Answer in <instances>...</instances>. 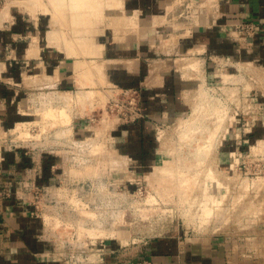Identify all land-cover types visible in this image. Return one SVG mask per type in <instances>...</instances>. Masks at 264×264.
Returning <instances> with one entry per match:
<instances>
[{
    "label": "rangeland",
    "instance_id": "obj_1",
    "mask_svg": "<svg viewBox=\"0 0 264 264\" xmlns=\"http://www.w3.org/2000/svg\"><path fill=\"white\" fill-rule=\"evenodd\" d=\"M18 1L0 0V15L4 14L0 23L14 20L17 12L30 23L41 17L48 43L75 62L76 86L69 89L74 93L49 88L47 81L35 86L36 78H28L20 109L24 116L0 128V159L5 149L23 148L37 161L54 162L52 183L38 187L29 179L26 185L39 192L34 202L56 236L62 260L66 264H108L111 257L119 256L125 262L145 243L168 235L193 240L218 236L231 255L263 253L264 71L255 63L247 69L243 62L223 60L216 65L208 59L228 82L223 84L221 78L207 73L197 50L174 55L179 28L177 33L158 32L160 51H172L173 73L197 84L181 89L180 98L186 105L182 113H162L150 120L147 125L152 134L142 138L136 130L143 117L141 94L126 92L107 79L98 43L102 33L110 35L112 29L115 35L125 33L124 24L104 10L107 1L112 4L114 0L95 7L96 12L101 9L100 16L96 13L95 21L84 24L88 30L85 48L79 46L84 41L75 42L72 36L79 24L72 27L63 22L65 18H60L63 26L59 24L52 1L42 0L44 5L40 0ZM35 1H40L38 10ZM170 1H174L169 9L178 27L200 22L212 12L213 0ZM57 29L56 43L49 38L53 40L50 32L55 35ZM68 36L75 48L65 47L70 43L66 44ZM49 109L52 113L47 115ZM61 109L69 116L61 114ZM20 122H24L22 130ZM211 132L216 134L209 143ZM195 137L205 150L192 144ZM162 147L174 149L171 161L181 168L182 161L187 162V173H198L193 189L185 191L179 181L155 172ZM199 159L204 161L200 167ZM211 176L219 188L224 187L222 197ZM205 187L210 188L212 198H205Z\"/></svg>",
    "mask_w": 264,
    "mask_h": 264
},
{
    "label": "crops",
    "instance_id": "obj_2",
    "mask_svg": "<svg viewBox=\"0 0 264 264\" xmlns=\"http://www.w3.org/2000/svg\"><path fill=\"white\" fill-rule=\"evenodd\" d=\"M117 2H121L122 12H106L124 24L125 33L115 35L112 29L110 35L102 33L98 43L107 79L141 94L143 117L136 123L140 126L136 130L142 138L152 134L147 125L150 120L162 113H182L186 105L180 98L181 89L197 84L194 79L180 78L173 73L172 51H160L158 32L177 33L179 28L172 46L177 51L174 55L197 50V59L206 63L211 77L216 67L208 59L214 57L255 63L264 71V37L258 36L252 44H247L225 28L244 21L264 24V0H213L210 15L205 14L200 22L191 25L184 22L179 27L169 9L174 1ZM14 16V20L0 23V128L5 129L12 120L20 121L24 116L20 109L29 88L27 80L36 78L35 86L47 81L46 86L56 91H70L76 86L75 62L65 51L48 43L43 19L38 17L30 23L20 12ZM85 44L82 42L79 46L85 48ZM32 158L27 150L16 148L5 149L0 159V264H66L60 257L63 255L52 228L34 202L39 192L26 185L29 179L38 187L52 183L54 162ZM145 261L151 264H264V252L255 256L231 255L218 236L193 240L168 235L145 243L125 262L116 256L108 264Z\"/></svg>",
    "mask_w": 264,
    "mask_h": 264
},
{
    "label": "bare ground",
    "instance_id": "obj_3",
    "mask_svg": "<svg viewBox=\"0 0 264 264\" xmlns=\"http://www.w3.org/2000/svg\"><path fill=\"white\" fill-rule=\"evenodd\" d=\"M16 1H18V0H16ZM31 1V0H30ZM33 1V0H32ZM41 1V2H40ZM40 1H38V2H40L42 5H44V3H42L43 1L42 0H40ZM50 1H52V3L54 4H52L51 2V5H52V7L54 8L53 10H56V12L55 11H53V13L55 12L56 14V16H54L55 18H62V19H64V21L62 20V19H60V20H58V18L56 19V20H58L59 22V24H61L62 25V23H60V21L62 20L63 22H66V23H70L71 25H72V27L74 26H77V25H75V24H79L78 26L79 27H81V28H79V27H76V29H74V31L72 32V33H74V35H72L73 37H74V39L76 40L75 42H77L78 40H79V42L81 41V39H84V42L87 40V38H88V30L87 29H84V28H86V27H84V24L85 23H87V24H90V21H91V19L92 20H94V15L97 13V16L99 17L100 16V14H101V9H99L98 10V12H96V8L95 7H99V8H101V7H103V5H102V2L103 1H107V0H50ZM112 1V0H111ZM11 2V1H10ZM23 2H24V0H23ZM22 2V4H24ZM36 3H37V9L36 10H38V2L37 1H35ZM93 2V3H92ZM110 2V1H109ZM17 3H19V1L17 2ZM27 3V2H26ZM25 3V6L26 7H28L27 6V4ZM36 3L34 4L33 3V6H35L36 5ZM14 5H16V2L15 3H13ZM30 4V3H29ZM31 4H32V2H31ZM40 4V5H41ZM46 4V3H45ZM20 5H21V2H20ZM25 6H24V8H25ZM31 6V5H30ZM29 6V7H30ZM31 7V11H33V9L36 7ZM55 6V7H54ZM106 6H108V8H106ZM44 7H46V5L44 6ZM44 7H42V12H43V8ZM48 8V7H47ZM112 8H114V9H112ZM108 10V11H110V10H114V11H116V12H118V13H120V12H122V4H121V2H117V0H114L113 1V3L111 4H108V1H107V5L105 4V8H104V10ZM35 10V9H34ZM47 10H49V9H47ZM51 10V9H50ZM49 10V11H50ZM31 11H30V13H31ZM40 11V10H39ZM46 11V10H45ZM49 11H46V12H49ZM36 12V11H35ZM52 12V11H51ZM34 13V12H33ZM37 13H38V11H37ZM1 14V13H0ZM32 14V13H31ZM4 15V14H3ZM2 15V16H3ZM88 15H91V18L88 16ZM1 16V15H0ZM0 17V19H2L3 17ZM54 19V18H53ZM90 19V20H89ZM68 21V22H67ZM95 21V20H94ZM64 25H65V23H63ZM60 25V26H61ZM63 26V25H62ZM66 26V25H65ZM57 27H59V26H57ZM51 28H56V26H54V27H51ZM51 30V29H50ZM59 29H57V31L56 30H54L55 31V35H52L51 33L52 32H50V36H53V40H52V37H50L49 39H51L50 41H55L56 42V40L55 39H58L57 41H59V37H60V35H58L57 34V32L59 33V31H58ZM129 29L127 28L126 29V32L128 31ZM131 32V31H130ZM60 34V33H59ZM70 34V33H69ZM68 34V35H69ZM59 36L58 38H56V36ZM69 37V36H68ZM67 37V38H68ZM71 37V36H70ZM70 37H69V40H70ZM72 37V38H73ZM74 40H72V42H73ZM67 42H70V43H68L69 45H70V47H72V48H75V47H73V46H71L72 45V42H71V40L70 41H66V44H67ZM75 42H73V44L75 43ZM57 43V42H56ZM69 45H66V46H69ZM196 62H194V64H195ZM197 64V63H196ZM78 67H79V65H78ZM77 67V68H78ZM79 69V68H78ZM80 73V72H79ZM77 74V77H78V75L80 76L81 75V73L80 74ZM82 76H83V74H82ZM79 79H80V77H78ZM79 79H78V81H79ZM82 79H84V77H82ZM81 80V79H80ZM82 83V82H81ZM83 83H84V81H83ZM65 92H72V93H74L73 91H65ZM60 112H61V114H63L64 116L66 115V116H69L68 115V113H67V110H65V109H61L60 110ZM51 114L52 113V110H50L49 109V111H47V115L48 114ZM67 119H68V117H67ZM21 123H23L24 124V122H20V127H18V128H21ZM19 125V124H18ZM23 128V127H22ZM22 128H21V130H22ZM211 134L212 135H210V137H209V143H211V141H212V139H213V137H214V135L216 134V133H214V132H211ZM202 136V135H201ZM199 137H200V135H199ZM193 142H195V143H192V144H194V145H197V146H199V148H206V146L203 144V142L202 141H199L198 142V138L197 137H195L194 138V141ZM162 148H164V149H162L160 152H159V154H158V160L156 161V163H155V165L153 166L154 168H155V172H158V174H162L163 176L165 175V176H170V177H172V178H174L175 180H177V181H179L180 182V186L181 187H183V188H185V191H189V190H191V189H193L194 188V186L198 183V173H195V174H189V173H187L186 172V170L184 169V165H186V161H182V163H181V165H182V168H181V166L178 164L177 165V162H173V161H171V157H172V152L174 151V149H172L171 147H167V148H165V147H162ZM205 150V149H204ZM202 155V154H201ZM180 156V155H179ZM180 158V157H179ZM178 158V159H179ZM173 160V159H172ZM180 161V160H179ZM202 162H204L202 159H199L198 160V166L200 167V164L202 163ZM123 164V163H122ZM116 165V164H115ZM119 166V165H118ZM117 166V167H118ZM202 166V165H201ZM120 168V167H119ZM122 168V167H121ZM211 179H212V181H214L215 183H214V185H216V187H214L215 188V190L217 191V189L219 190V194H220V197H222L223 196V194H224V187H221V188H219L218 186H217V184H218V181H217V179L214 177V176H211ZM205 189H207V191L206 192H204L205 193V198L206 197H208V198H212V196H211V194H208V191L210 190V188H206L205 187ZM214 190V191H215ZM206 200H208V199H206ZM219 200V199H218ZM215 201H217V200H215ZM209 209H211V208H207V210H209Z\"/></svg>",
    "mask_w": 264,
    "mask_h": 264
},
{
    "label": "built area",
    "instance_id": "obj_4",
    "mask_svg": "<svg viewBox=\"0 0 264 264\" xmlns=\"http://www.w3.org/2000/svg\"><path fill=\"white\" fill-rule=\"evenodd\" d=\"M5 22V20H4ZM226 30L233 34L236 38H238L240 41H243L247 44H252L254 39L258 36H263L264 37V24L261 23H256L253 21H244L241 23H236V24H232V25H228L226 26ZM240 35H242L241 37H239ZM212 60L216 63V65L218 63L223 64V60H227L229 62H231L230 59L228 58H224V57H214L212 58ZM233 64V63H231ZM240 64V63H237ZM242 64H246L248 67H246L247 69H249L250 65H253V63H242ZM227 65V64H226ZM244 69H246L245 67H243ZM215 77H219L221 78V83H228V82H224L223 78L218 75V73L214 74ZM230 84V82H229ZM126 90V92L129 91H133L135 94H138V90H132V89H124ZM249 97V95H248ZM247 97V98H248ZM133 100H136V98H133ZM247 99H245L246 101ZM253 101V98L251 99ZM137 118L139 117H135V120H137ZM39 193H36V198H38ZM39 208V206L37 205V209ZM151 264L150 262H138L137 264Z\"/></svg>",
    "mask_w": 264,
    "mask_h": 264
}]
</instances>
